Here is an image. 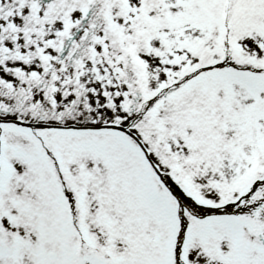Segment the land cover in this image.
Wrapping results in <instances>:
<instances>
[{"label": "snow or ice", "instance_id": "1", "mask_svg": "<svg viewBox=\"0 0 264 264\" xmlns=\"http://www.w3.org/2000/svg\"><path fill=\"white\" fill-rule=\"evenodd\" d=\"M0 264H264V0H0Z\"/></svg>", "mask_w": 264, "mask_h": 264}]
</instances>
